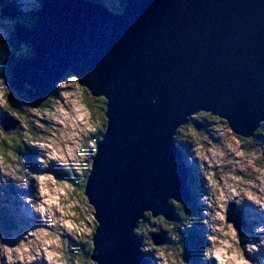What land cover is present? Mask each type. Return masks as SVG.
Wrapping results in <instances>:
<instances>
[{
  "label": "water",
  "instance_id": "obj_1",
  "mask_svg": "<svg viewBox=\"0 0 264 264\" xmlns=\"http://www.w3.org/2000/svg\"><path fill=\"white\" fill-rule=\"evenodd\" d=\"M14 31L31 55L11 68L9 88L41 100L69 74L105 100V131L84 187L96 223L90 260L146 264L138 224L145 214L172 222L170 202L190 200L177 129L204 112L250 138L264 120V0H123L116 13L43 0L32 27ZM17 126L0 121L5 133ZM225 222L247 227L234 203ZM165 240L150 233L154 247Z\"/></svg>",
  "mask_w": 264,
  "mask_h": 264
},
{
  "label": "rangeland",
  "instance_id": "obj_2",
  "mask_svg": "<svg viewBox=\"0 0 264 264\" xmlns=\"http://www.w3.org/2000/svg\"><path fill=\"white\" fill-rule=\"evenodd\" d=\"M12 1H14L15 5H17V7L25 13L24 16L28 14V18H12L11 20L4 18L0 13V70H6L5 60L10 56V54L15 52H17L16 54L18 55L26 52L29 53L27 45L23 42H18L15 39L14 27L21 23L30 22V13L39 9L38 0H28L27 3H24L23 0ZM100 1L102 4L103 2L105 4H112L115 9H120V7H122L121 0ZM61 83H64L66 86L63 88L60 87ZM55 87V95L50 98L51 108L43 112H36L25 98H23L19 93L12 91V89L5 84L4 78H0V119L1 116L5 114L7 117L15 119L18 126H20L12 134L4 133L0 129V144L3 145V142L5 143L4 147L2 145V147H0V150H2L0 151V181H2L0 182V188L9 185L11 181H15L18 186V194H20L22 198L25 196V190L30 186L28 179L27 184L25 185L22 179L24 175L26 177H30L33 184V186L30 187V189H32L30 192L32 193V196L30 198L33 197L36 185V181L32 178L33 175L50 174L53 180L57 183H65L66 181L64 177L57 174V172L60 171V168L63 169L64 166L72 167L74 171H79L80 166L81 171L77 172V174L81 175L83 172L82 167L85 166L87 162V165H92L89 155L93 151V138H91V135H94L98 128H101V126L104 125V119L99 117L103 112V100L91 97L88 92L83 93L81 87L77 85L75 79L71 75L63 77L61 81L56 83ZM69 91L73 93L72 96L67 97L69 101H82L84 105V101L86 99L90 100L92 108L91 111L87 109L85 105L83 110L86 113V123L92 125L94 131L84 133L79 132L78 129L85 127L84 124H80L79 122H76L72 129L67 127L61 129V126L56 124L50 116L45 115L46 112H51L55 113L57 117H59L58 108L63 107L70 116L74 117L76 113L71 112L72 104L65 103V97L61 95V93ZM10 99L12 100L11 105L8 103ZM205 120L206 121H203L205 129L200 131H196L191 124H186L184 129L180 132V134H178V139L184 142L185 139L190 136L188 135L189 129L196 134V144L189 153V164H191L193 168L195 167L193 179L195 182L194 193L197 196V207L200 209L201 217L205 219L204 227L206 236L219 235L218 233L210 232L209 228L210 224L215 223L218 225L221 223L220 221L209 219L213 210L219 211V209L215 208L216 203H224L225 208L228 204L234 203L236 207L244 213L246 225L248 224L246 229L236 231L237 240L241 247V251L244 254V258L248 260L250 264H261V262L264 261V244L261 243V241H264V212H261L259 210V205L253 200H249L244 193L240 191V189L243 188L247 192H251L257 200L264 197V145H261L260 141H257L256 143L249 140L246 142L241 141L217 118H215V120L206 118ZM64 123L67 124L68 121L65 120ZM199 124L200 123L196 122L195 127H199ZM31 126L34 127L36 131H34ZM73 131H75L80 137V140L76 142L81 145L79 150L73 151V159H68L65 154V161L63 163L59 160H47V167H42L37 162L39 167L35 166L32 171L24 167V160L28 157V155L14 152L10 146L16 141V144H19L18 142L22 143L23 140H25L29 149L35 152L36 158H43V154L48 152L49 149L40 148L38 146L40 143H47L49 140L57 139V142L60 143L61 150L63 152V144L68 143L69 146H71L72 141H75L76 137L73 136L71 140L66 139L63 141H60L59 137L62 133L70 135ZM262 131L264 135V129ZM89 140L92 141L90 146L88 144ZM197 143L200 145V148L203 149V156L208 158L207 161L196 155V152L199 150L196 147ZM236 152H241L242 155L237 156ZM217 153H219V155H217ZM81 155H83V159L80 158ZM9 170L11 171L9 172ZM5 172H9V175H5ZM209 173H211L210 179L215 181L214 185L209 183V179H206ZM13 175L16 177L15 179H13ZM191 177H193V174H191ZM252 185H255L256 187H252ZM50 186L51 185H49V187ZM231 189L236 190V196H232ZM221 193L224 194L225 201H219L217 199ZM1 197L2 195L0 194V198ZM30 198H28V200ZM15 199L16 198H12L11 201L8 200L7 203L4 204V207H6L7 213H10V215H7L9 217V221H11L14 225H17L10 220L15 217L17 221L20 222V227L17 232L13 233V237L6 239L5 242H3L2 239L6 237L1 236L2 239L0 238V242L7 245H15L21 239H24L29 231L37 233L47 231L51 233L52 238L56 241L54 244L47 245L45 249L53 255V259H46L44 251H41L38 260L25 261L23 264H72L68 257L66 259L65 256H68L73 251L74 247L71 246V243H69L66 238L77 236L79 239L84 240L89 237L91 232H93V229H95L96 223H93V211L87 203V200H81L79 197H76L77 203L72 206V210L75 211L77 205H80V207H78L80 211L78 217L84 226L89 228V232L87 234L81 232L77 235L69 229L60 228L59 225H51L50 221L47 219L41 220L36 214L31 212L29 204L25 203V200L21 201L20 205L14 202ZM209 204L212 205L211 208L208 207ZM52 211L54 217H59V213L55 212L54 207ZM205 212H208L209 215H204ZM87 215L92 217V222L90 224L87 220L83 219L84 216ZM224 223L226 222L224 221ZM179 224L180 222L177 225ZM139 225L137 228L140 229L135 235L137 237L140 236L143 239L142 243L144 248L148 249L147 255L149 257L150 264H172V262L168 260L169 252L173 254V261L179 258L181 264H187L184 257L176 251L177 247L172 237L168 239L164 246H160L157 249H153L151 246L152 244L149 240L148 233H158L159 231H164L165 234H168V231L171 230L173 225L172 227L169 225L168 227H165L163 221L161 222L157 219H151L150 221H145ZM258 228L262 230L257 231ZM43 239L44 237H40L39 240H34L33 237L27 236V240L34 241V247H40ZM247 245H256L257 251L244 253V246ZM161 250L164 252L163 256L159 255ZM29 254L34 255L35 253L30 249ZM76 257L78 258L76 259L77 264H93L90 260L88 262L81 263L80 257L78 255H76ZM4 258V254L0 253V261H4ZM16 264H21V262L17 261ZM200 264H204V262L201 261ZM207 264H214V261L209 260Z\"/></svg>",
  "mask_w": 264,
  "mask_h": 264
},
{
  "label": "clouds",
  "instance_id": "obj_3",
  "mask_svg": "<svg viewBox=\"0 0 264 264\" xmlns=\"http://www.w3.org/2000/svg\"><path fill=\"white\" fill-rule=\"evenodd\" d=\"M23 2L27 3L28 0H23ZM0 78L10 79L9 70H0ZM65 86L66 85L64 83L60 84V87L62 88ZM61 95L65 97V103L72 104L71 112L76 113V115L74 117L70 116L63 107L58 108L59 117H57L55 113L51 112H46L45 115L50 116L56 124H59L61 126V129L65 127L72 129L75 123L79 122L80 124L85 125V127L78 129L79 132L84 133L94 131L92 125L86 123V113L83 110V102L77 100L69 101L67 97L73 95V93L70 91L63 92L61 93ZM152 102L154 101H149V103ZM65 120L68 121L67 124L64 123ZM188 135L192 136L193 141L195 142L196 134L191 129L188 130ZM73 136L76 137V140L72 141L71 146H69L68 143H64L63 152L61 150L60 143L57 142V139L49 140L47 143H40L38 145L40 148H47L49 149V151L43 154V158H38V163L42 167H47V160H59L63 163L65 161V154L67 155L68 159H73V151L79 150L81 147V145L76 142L80 140V137L75 131L71 132L70 135L62 133L59 137V140L63 141L66 139L71 140ZM91 143L92 141L89 140V146L91 145ZM196 147L197 149H199L196 152V155L207 161L208 158L203 156V149L200 148V145L198 143ZM217 155H219V153H217ZM236 155L240 156L242 155V153L236 152ZM80 158L83 159V155H81ZM10 171L11 170H9V172ZM9 172H5V175H9ZM210 176L211 173L208 174L206 179H209V183L214 185L215 181L211 180ZM15 178L16 177L13 175V179ZM32 178L36 181L35 191L33 193V197L29 200H26L25 203L29 204V207L33 214H36L41 220L47 219L48 221H50L51 225H59L60 228L69 229L77 235H79L81 232L85 234L89 232V228L84 226V224L79 219L77 212L72 210V206L77 203L76 197L79 196V192L76 189L72 188L71 185L66 182L57 183L55 180H53L50 174L33 175ZM49 185L51 186L49 187ZM252 187L256 186L252 185ZM240 191L243 192L249 200H253L256 204H258L259 210L261 212H264V202H262L264 201V197H262L260 200H257L251 192H247L243 188H241ZM231 194L232 196H236V190L231 189ZM80 199L82 200L83 198L80 197ZM217 199L219 201H225L224 194L221 193L217 197ZM53 207L55 209V212L59 213V217L53 216ZM77 207H80V205H77ZM208 207L211 208L212 205L209 204ZM215 208L219 209V211L213 210L209 219L217 220L221 223L218 225L215 223L210 224L209 228L210 232L218 233L219 235H208L206 237V240L209 243L208 246H206L202 250L199 259L204 262V264H207L209 260L214 261V264H250V262L244 258V254L241 251V247L237 240L236 230L232 227L231 223H224L225 204L216 203ZM204 215L208 216L209 213L205 212ZM83 219L87 220L89 224L92 222V217L90 215L84 216ZM261 230L262 229L259 228L257 229V231ZM27 236L33 237L34 240H39L40 237H44L42 245L40 247H34V241L27 240ZM27 236L24 239H21L15 245H7L0 242V253H3L5 257L4 261H0V264H16L17 261H20L21 264H23V262L25 261L38 260L41 251H44V256L46 259H53V255L45 250L47 245L54 244L56 242L52 238L51 233L47 231H41L39 233L29 231L27 233ZM172 239L175 240L176 237L173 236ZM261 243L264 244V241H261ZM30 249L35 253L34 255L29 254ZM138 251L141 254L148 253L147 248L141 249V247H139ZM176 251H180L179 247H177ZM255 251H257L256 245L244 246V253H251ZM159 255H164L163 250L159 252ZM168 260L171 261L172 264H181L179 258L173 261V254L171 252L168 253ZM261 264H264V261H262Z\"/></svg>",
  "mask_w": 264,
  "mask_h": 264
},
{
  "label": "trees",
  "instance_id": "obj_4",
  "mask_svg": "<svg viewBox=\"0 0 264 264\" xmlns=\"http://www.w3.org/2000/svg\"><path fill=\"white\" fill-rule=\"evenodd\" d=\"M83 1H88L92 4H96V3L100 4V5L102 4V2L100 0H83ZM98 1H100V2H98ZM3 2H5L6 5L10 4L9 1H7V0H3ZM39 4H41V0H39ZM103 4H104L103 6H105L110 12L116 13V12H120L122 10L123 0H121L122 7H120V9H115L112 6V4H110V3L105 4L103 2ZM10 5H12V4H10ZM31 15L29 17L30 22H28L26 24L22 23V27H24L26 29H29L32 27L33 23L35 22L34 20H35L36 15H34L33 13ZM15 42H16V40H15ZM20 57H22V56L14 57V60L12 61L13 63L10 64L11 66L9 69H11V67L16 64L18 58H20ZM67 76H70V75H67ZM4 80H5V84H6L8 79L4 78ZM81 90L83 93L84 92L87 93V91L85 89L81 88ZM54 95H55V90L52 91L51 93H49L47 96L43 97L41 100L29 101L27 96L24 94L22 95V97L25 98L26 101L29 102V104L33 107V109L36 112L37 111L43 112V111H46L47 109L51 108L50 98H52ZM11 99H10V101H8V103L10 105L12 104ZM102 102H103V105H102L103 112H102V114H100L99 117L104 119L103 120L104 125L101 126V128H98V130L96 131V133L94 135H91V138H93V145H92L93 151L89 154L91 161H92V157L94 155L96 144L102 139V135L105 131V110H104L105 109V100L103 99ZM84 105L87 107V109H89L91 111L92 108H91L89 99H86L84 101ZM4 115L5 114H3V116ZM215 118L216 117H214V119ZM219 121H221L222 124H224L226 127H228L227 123L225 121H222L220 119H219ZM31 128H33V130L36 131L34 127L31 126ZM181 128L182 127H179L177 129V132ZM263 129H264V120L261 122L260 127L254 132L252 137H250V138H242L239 136H236V137H238L241 141H244V142H246L247 140H249L251 142H255V143L257 141H260L261 145H264V135H263V131H262ZM8 133L12 134V133H14V131L8 132ZM191 137L192 136H188L184 142L182 140L176 138V142H177L176 145H178V147L180 148L182 155H186V157H189L188 154L190 153V150H192V148L194 147V142L191 141ZM1 141H4V140H1ZM16 142L12 143L10 145L11 149H13L14 152H17L19 154L23 153L25 155H28V157L25 160L28 161L30 159L31 160L30 162H34L35 152H33L29 149V146L26 145L25 140H23L22 143L18 142L19 144H16ZM1 145L2 144H0V147H2V146L4 147L5 143L3 142V145L2 146ZM30 162L28 161V163H25L24 167L28 169V165L30 164ZM87 164H88V162H87ZM87 164L82 167L83 172L81 175L77 174V172L81 171L80 166H79V171H74V169L72 167L64 166L63 169H60V171L57 172V174L62 175L64 177L65 181L68 184H70L72 186V188L76 189L79 192L78 197L79 198L83 197L82 200H86V197L84 195V187H85L86 179H87V177L91 171V165L90 164L87 165ZM194 168H193V170H194ZM64 169H66V170H64ZM193 170L190 168L188 169L189 179L192 181V183L194 182L193 181L194 177H191V173L193 174ZM22 179L26 185L28 177H26L24 175V177ZM192 183H190V184L192 185L193 189L192 190L189 189L190 201L186 204V206H182L181 204L170 202L171 206L173 207V221L171 222L172 224L170 222L164 221L163 218L159 217V218H161V222L163 221V223L165 224V227H168V225L172 227V225H173L171 230L168 231L169 233L165 234L164 231H159V232L156 231V232L161 233L166 238L167 241L170 237L175 236L176 239L174 240V243L176 244V247H179V249H180L179 253L182 257H184L185 262L187 264H200L201 260L199 259V257L202 253V250L206 246H208V242L206 241L207 236H206L205 227H204L205 219L201 217L200 209L197 207V204H198L197 203V196L194 193L195 187ZM16 184L17 183L15 181H11L9 185H6L5 187L0 188V194L2 195V197L0 198V223H1L0 224V229H1L0 236L2 234H5L6 236H10V234H9L11 232L10 227L13 223H11V221H9V219H8L9 217H5V216H7L8 213L6 211V207H4V204H5L4 198L7 202L11 195L18 194V186ZM188 187H189V185H188ZM75 211H77L78 215L80 214L78 207L75 208ZM150 219H151V216L148 214V216H146V222L150 221ZM10 220L13 221V219H10ZM179 222H180V224L177 225ZM186 222H187V226H186ZM93 223L95 224V222H93ZM95 227H96V224H95ZM139 229L140 228H137L134 231L135 234H137ZM94 231H95V229H93V232H91L90 236L85 238L84 240L79 239L77 236H72L70 238L65 237L66 240L69 241V243H71V246L74 247L73 251L68 256H65L66 259L68 257L69 261H71L72 264H77L76 259H78V258L76 257V255H78L80 257L81 263L88 262L90 260V256H91L92 250H93V245L91 243V237H92ZM150 233H149V238H150ZM140 239H141V242H143V239L141 237H140ZM166 243L167 242H165L162 246H164ZM141 249H145L144 245L141 247ZM147 254L148 253H145V255H147ZM65 255H66V253H65ZM147 257H148V255H147ZM90 262H92V261L90 260Z\"/></svg>",
  "mask_w": 264,
  "mask_h": 264
},
{
  "label": "flooded vegetation",
  "instance_id": "obj_5",
  "mask_svg": "<svg viewBox=\"0 0 264 264\" xmlns=\"http://www.w3.org/2000/svg\"><path fill=\"white\" fill-rule=\"evenodd\" d=\"M27 47H28V45H27ZM28 49H29V47H28ZM17 52H15V53H12V54H10V56L5 60V71H7V70H9V68H10V64L11 63H13L12 61L14 60V57H17L18 56V54H16ZM21 56H29L30 55V52L29 53H24V54H20ZM9 63V64H8ZM13 65V64H12ZM67 75H69V74H66L65 75V77L67 76ZM18 93V92H17ZM21 96L23 95V94H20ZM100 99H102V98H100ZM103 100V99H102ZM201 118V119H200ZM206 118H209V119H211V120H215L214 118H212V116H209V114H207V113H204V112H199V113H196V114H194V115H192L190 118H189V121H188V124H191L194 128H195V130L196 131H200V130H204L205 128H204V125H203V121H206L205 119ZM196 122L197 123H200L198 126L199 127H195L196 126ZM221 122V121H220ZM186 126V125H185ZM185 126H182V128L177 132L176 131V135H175V137H174V140H175V143L177 144V142H176V138H178V134H180V132L184 129V127ZM191 141L192 142H194L193 141V138L191 137ZM196 143L194 142V145H195ZM189 153V152H188ZM183 157H184V159H186L187 157H186V155H183ZM190 183H192V181L189 179L188 180V185H189V189H193L192 188V185L190 184ZM193 184V183H192ZM190 201V200H189ZM188 201V202H189ZM146 216H148V214H145V221H146ZM151 219H157L158 221H161V218H159V217H156V218H152L151 217ZM150 219V220H151ZM148 237H149V233H148ZM149 240H150V238H149ZM166 242H167V240H166ZM150 245V244H149ZM152 246V248L153 249H157L158 247H154L153 245H151ZM152 249V250H153Z\"/></svg>",
  "mask_w": 264,
  "mask_h": 264
},
{
  "label": "bare ground",
  "instance_id": "obj_6",
  "mask_svg": "<svg viewBox=\"0 0 264 264\" xmlns=\"http://www.w3.org/2000/svg\"><path fill=\"white\" fill-rule=\"evenodd\" d=\"M95 5H100V4H95ZM101 6H103V4H101ZM188 186V185H187ZM188 190H189V187H188ZM190 192V191H189Z\"/></svg>",
  "mask_w": 264,
  "mask_h": 264
},
{
  "label": "snow or ice",
  "instance_id": "obj_7",
  "mask_svg": "<svg viewBox=\"0 0 264 264\" xmlns=\"http://www.w3.org/2000/svg\"><path fill=\"white\" fill-rule=\"evenodd\" d=\"M5 139H6V137H5ZM0 151H2V150H0ZM83 198V197H82Z\"/></svg>",
  "mask_w": 264,
  "mask_h": 264
}]
</instances>
